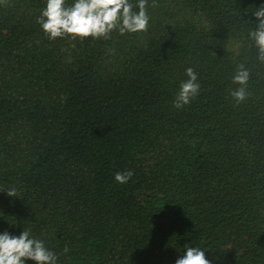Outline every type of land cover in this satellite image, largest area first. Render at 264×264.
<instances>
[{
	"label": "trees",
	"instance_id": "16d2710c",
	"mask_svg": "<svg viewBox=\"0 0 264 264\" xmlns=\"http://www.w3.org/2000/svg\"><path fill=\"white\" fill-rule=\"evenodd\" d=\"M261 5L147 0V31L49 40L46 0H0V234L31 230L57 264H175L185 245L264 264ZM188 67L201 90L176 109Z\"/></svg>",
	"mask_w": 264,
	"mask_h": 264
},
{
	"label": "clouds",
	"instance_id": "9594fccd",
	"mask_svg": "<svg viewBox=\"0 0 264 264\" xmlns=\"http://www.w3.org/2000/svg\"><path fill=\"white\" fill-rule=\"evenodd\" d=\"M147 0H138L133 11L129 0H73L66 6V0H46V7L37 19L42 31L49 40L69 37L76 39H110L111 33L118 30L121 35L147 31L150 17L146 11ZM257 20L256 30L250 33L259 49V59L264 61V5L254 13ZM187 80L182 81L180 90L173 102V107L181 109L191 103L201 90L198 82V73L192 68H186ZM250 73L239 65L233 83L241 87L230 92L237 101L242 102L247 97L245 86ZM132 170L117 172L115 180L118 183H127L133 176ZM8 197H16L17 189L9 188ZM185 254L175 261V264H211L206 258L205 251L200 247L185 245ZM69 251L65 246L64 252ZM35 264H57L58 256L50 251L44 241L35 238L31 230L24 229L19 236L5 231L0 234V264H26V261Z\"/></svg>",
	"mask_w": 264,
	"mask_h": 264
}]
</instances>
